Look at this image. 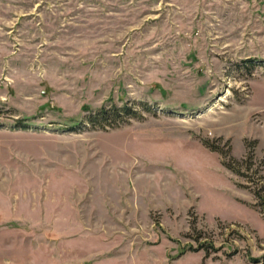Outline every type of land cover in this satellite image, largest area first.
Masks as SVG:
<instances>
[{
    "label": "rangeland",
    "instance_id": "obj_1",
    "mask_svg": "<svg viewBox=\"0 0 264 264\" xmlns=\"http://www.w3.org/2000/svg\"><path fill=\"white\" fill-rule=\"evenodd\" d=\"M262 185L264 0H0V264H264Z\"/></svg>",
    "mask_w": 264,
    "mask_h": 264
},
{
    "label": "trees",
    "instance_id": "obj_2",
    "mask_svg": "<svg viewBox=\"0 0 264 264\" xmlns=\"http://www.w3.org/2000/svg\"><path fill=\"white\" fill-rule=\"evenodd\" d=\"M110 114V115H109ZM113 115V117L111 116ZM137 111L133 109V107L128 106L127 104L119 107L116 104H112L110 109H107L106 107H102L100 109H98L95 113H92L89 116V120L92 124H96L98 122V120H100V118H103L106 120V124L111 125V126H115L116 123L115 122H121L120 120H122L125 117H137ZM113 118V119H111ZM101 119V121L103 120ZM211 148H213L214 150H220V148L218 147H213L212 145ZM246 162V160L244 159H235L232 158V160H224L223 164L230 169L231 171H233L234 173L238 174V175H243L246 176V172L243 170V165ZM264 185H262L259 189H257L255 191L256 196L261 199V205L264 208ZM202 247L207 249V250H214V244L213 242H208V243H204L202 244Z\"/></svg>",
    "mask_w": 264,
    "mask_h": 264
}]
</instances>
